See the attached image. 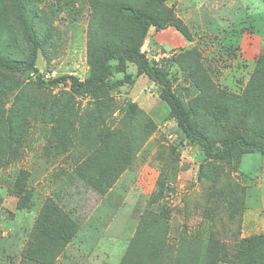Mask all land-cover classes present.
Segmentation results:
<instances>
[{
  "label": "rangeland",
  "instance_id": "obj_1",
  "mask_svg": "<svg viewBox=\"0 0 264 264\" xmlns=\"http://www.w3.org/2000/svg\"><path fill=\"white\" fill-rule=\"evenodd\" d=\"M116 1L180 24L192 42L153 49ZM146 1L0 0V56L36 50L45 78L85 80L92 48L143 40L214 144L264 137V48L240 51L236 39L241 29L264 33L260 20L237 19L239 1L226 2L225 18L193 0ZM113 243L122 244L116 261ZM0 264H264V154L205 159L160 85L132 63L94 94L0 68Z\"/></svg>",
  "mask_w": 264,
  "mask_h": 264
},
{
  "label": "trees",
  "instance_id": "obj_2",
  "mask_svg": "<svg viewBox=\"0 0 264 264\" xmlns=\"http://www.w3.org/2000/svg\"><path fill=\"white\" fill-rule=\"evenodd\" d=\"M152 0H147L146 4ZM114 12L124 15L140 25L144 40L148 34V28L160 30L168 25L162 22L158 15H153L149 10L135 6L131 2L116 1ZM189 42L191 36L185 32L184 28L178 24H171ZM144 41H138L132 45L110 47L104 45L101 48H92L90 51V63L92 74L85 80L73 74H65L57 77L45 78L44 73L35 65L36 50L28 60L12 59L8 60L0 56V68L17 73L32 74L35 84L38 87H53L59 84H68L74 93L94 94L101 91L106 85L113 72H125L128 63L136 66L138 74L146 75L150 80L160 85V97L171 107L179 126L184 131L187 138L196 142L200 147L203 156L207 160H224L235 153L242 152H261L264 154V137H248L242 133H235L214 144L211 139L199 129L191 120L189 110L185 107L182 100L172 89V82L168 73L153 62H151L146 52L142 49Z\"/></svg>",
  "mask_w": 264,
  "mask_h": 264
},
{
  "label": "crops",
  "instance_id": "obj_3",
  "mask_svg": "<svg viewBox=\"0 0 264 264\" xmlns=\"http://www.w3.org/2000/svg\"><path fill=\"white\" fill-rule=\"evenodd\" d=\"M196 4L197 7L199 9H206L209 13V15L211 16H215V13H212L213 9H217L218 14L222 15L223 18H225L224 16H227L228 14V10L230 9L229 6L226 4V2L228 0H193ZM240 3L241 9L238 11V13H236L237 19H239L241 16H243L244 14H246V18H248L251 21V26H256L257 19L260 20L261 24L264 25V6L262 7L261 12H255L253 9H257L258 8V4L254 5V2H258L257 0H233L231 1L232 3ZM264 2V0H263ZM235 9L239 8V5H236L234 7ZM253 10V11H252ZM236 20V19H235ZM242 22H249L248 20L242 19ZM243 23V24H244ZM213 26L214 27H219V22L217 21H213ZM243 28L247 27L245 25H242ZM248 30V29H247ZM245 31V29H241L239 34H236V39L239 42V45L241 46L240 51L243 50H247L249 53H253L255 52V49H257L256 47L260 48L262 50V48H264V33L261 31H259L258 33H251L252 31L249 30ZM147 41H153V44H151V46L153 47V49H158L159 51H163V50H175V49H179V48H183V47H187L190 45V43L178 30L175 29V27L173 26H169L167 28H163L160 30L157 29H151L146 37ZM252 40V42L256 45H253L254 48H248V43L249 41ZM149 47V45H148ZM101 240L103 239H109L112 242L116 241L115 237H109L108 235L105 236H101L100 237ZM121 245V246H120ZM112 258L116 261V257H114V255H118L121 250H122V244H112Z\"/></svg>",
  "mask_w": 264,
  "mask_h": 264
}]
</instances>
